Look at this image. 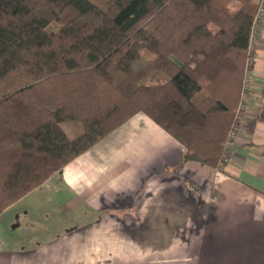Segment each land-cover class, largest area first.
I'll return each instance as SVG.
<instances>
[{
  "label": "trees",
  "instance_id": "obj_1",
  "mask_svg": "<svg viewBox=\"0 0 264 264\" xmlns=\"http://www.w3.org/2000/svg\"><path fill=\"white\" fill-rule=\"evenodd\" d=\"M258 2L0 0V214L138 113L222 171Z\"/></svg>",
  "mask_w": 264,
  "mask_h": 264
},
{
  "label": "crops",
  "instance_id": "obj_2",
  "mask_svg": "<svg viewBox=\"0 0 264 264\" xmlns=\"http://www.w3.org/2000/svg\"><path fill=\"white\" fill-rule=\"evenodd\" d=\"M255 36L222 171L138 113L0 214V264H264V12Z\"/></svg>",
  "mask_w": 264,
  "mask_h": 264
},
{
  "label": "built area",
  "instance_id": "obj_3",
  "mask_svg": "<svg viewBox=\"0 0 264 264\" xmlns=\"http://www.w3.org/2000/svg\"><path fill=\"white\" fill-rule=\"evenodd\" d=\"M263 12H264V0H259L258 9H257V13L255 15L254 21H253V27H252V32H251V37H250V42H249V49H248L249 57L247 60V62L249 64L253 62V50H254V44H255V40H256L255 35H256L258 25H259L260 21L262 20ZM255 85H256V78L254 75V71L252 68L247 67L245 77H244V81H243L241 101H240V104L238 106L235 122L232 126L230 133H229L228 140H227L226 146H225L226 151H227V157L224 160L225 163L229 162L230 156L232 154L231 147H232L233 142H234L236 135H237L241 111L244 109L245 105L249 102L250 92L255 87ZM3 247H4V243H3V241L0 240V250Z\"/></svg>",
  "mask_w": 264,
  "mask_h": 264
},
{
  "label": "rangeland",
  "instance_id": "obj_4",
  "mask_svg": "<svg viewBox=\"0 0 264 264\" xmlns=\"http://www.w3.org/2000/svg\"><path fill=\"white\" fill-rule=\"evenodd\" d=\"M91 1L95 4H97L101 9L104 10V9H106L108 0H91ZM253 1H254L255 6H256V0H253ZM257 8H258V3H257ZM257 8L255 7V11H257ZM50 29L56 30L55 27H51ZM166 79H167L166 75L161 77V78L160 77L158 78V76L153 77L152 75H150L144 79V82L145 83L164 82ZM65 126H66V130L69 132V134H70L69 136L71 138H75V137H77L83 133V125L78 121H72V122L65 123ZM69 127H72V129L69 130ZM73 136H75V137H73Z\"/></svg>",
  "mask_w": 264,
  "mask_h": 264
}]
</instances>
